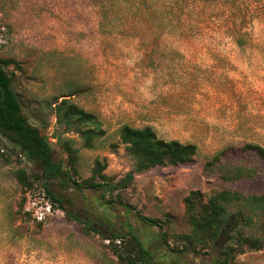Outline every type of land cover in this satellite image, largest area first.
I'll use <instances>...</instances> for the list:
<instances>
[{
  "label": "rangeland",
  "instance_id": "obj_1",
  "mask_svg": "<svg viewBox=\"0 0 264 264\" xmlns=\"http://www.w3.org/2000/svg\"><path fill=\"white\" fill-rule=\"evenodd\" d=\"M0 27V61L55 162L70 168L55 139L56 102L97 116L88 128L106 132L91 150L76 134L62 136L79 159L68 179L49 184L61 213L46 225L22 208L28 193L45 190L42 168L0 136V264H119L90 225L134 232L154 264H215L219 246L187 248L185 200L195 191L205 203L222 191L264 196V163L247 149L264 148V0H0ZM124 126L151 127L198 155L113 190L134 167L120 142ZM220 165L254 175L229 182ZM19 170L30 187L17 182ZM231 264H264V249Z\"/></svg>",
  "mask_w": 264,
  "mask_h": 264
},
{
  "label": "trees",
  "instance_id": "obj_2",
  "mask_svg": "<svg viewBox=\"0 0 264 264\" xmlns=\"http://www.w3.org/2000/svg\"><path fill=\"white\" fill-rule=\"evenodd\" d=\"M8 65V62L0 61V81L8 96L0 112V136L17 148L28 162L40 165L41 180L45 191L54 202L61 203L51 193L49 184L53 180L62 183L68 179L71 168L79 159V151L74 148V142L63 139L62 136L76 134L83 141L84 148L91 150L94 148L95 141L104 138L106 132L88 128L91 124H99L97 116L85 112L66 99L56 102L54 114L58 135L55 139L68 156L67 162L70 168L65 169L63 165L54 161L53 149L48 139L43 137L40 130L30 125L23 116L19 95L16 91L9 94L4 73L8 72L6 69ZM11 75L15 79L14 75ZM119 133L120 142L126 147V152L134 161V167L113 190L128 189L136 176L156 168L186 166L192 163L198 155L196 145L162 140L151 127L135 129L124 126ZM247 149L255 152L264 163L262 146L248 145ZM223 156L224 152L218 153L213 158V162L221 163L220 158ZM220 166L224 174L222 178L229 182L252 178L254 175L253 170L244 167ZM97 167L99 171L104 170L99 163ZM15 176L23 188L30 187L28 175L24 170L17 171ZM74 184L80 188L77 183ZM97 187L101 188L100 185ZM185 208L187 221L193 230V235L186 237L187 248L194 254L198 246L210 249L219 246V259L215 264H231L236 256L264 249V196L222 191L214 194L205 203L202 193L195 191L186 198ZM140 220L151 227H159L158 221L153 219L140 216ZM89 228L90 232L95 233L104 241H112V252L119 264H154L153 256L143 247L134 232L130 231L125 234L123 230H112L109 227L107 234H104L100 230H95L94 225H90ZM117 240H121L124 246L115 245L114 241Z\"/></svg>",
  "mask_w": 264,
  "mask_h": 264
},
{
  "label": "built area",
  "instance_id": "obj_3",
  "mask_svg": "<svg viewBox=\"0 0 264 264\" xmlns=\"http://www.w3.org/2000/svg\"><path fill=\"white\" fill-rule=\"evenodd\" d=\"M4 150H2V153ZM24 212L29 214L37 224L46 225L55 219L60 213L59 205L54 202L44 189H36L28 193L26 203L24 205ZM104 244L112 245V241L105 240ZM117 246H122V241H114Z\"/></svg>",
  "mask_w": 264,
  "mask_h": 264
},
{
  "label": "flooded vegetation",
  "instance_id": "obj_4",
  "mask_svg": "<svg viewBox=\"0 0 264 264\" xmlns=\"http://www.w3.org/2000/svg\"><path fill=\"white\" fill-rule=\"evenodd\" d=\"M5 73V79L7 80V84H8V92L9 94L12 93L13 91H15V86H16V81L15 79L12 77V75L8 72H4ZM7 93L0 81V112L2 111V106L5 102V98H7Z\"/></svg>",
  "mask_w": 264,
  "mask_h": 264
},
{
  "label": "crops",
  "instance_id": "obj_5",
  "mask_svg": "<svg viewBox=\"0 0 264 264\" xmlns=\"http://www.w3.org/2000/svg\"><path fill=\"white\" fill-rule=\"evenodd\" d=\"M73 256V255H72ZM71 256V257H72ZM80 264H96L95 262L88 261L85 257H83V260L81 261Z\"/></svg>",
  "mask_w": 264,
  "mask_h": 264
}]
</instances>
